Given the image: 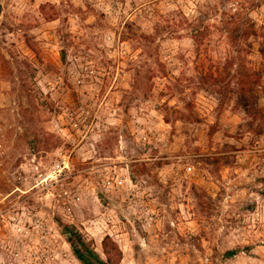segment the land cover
Listing matches in <instances>:
<instances>
[{"label": "rangeland", "instance_id": "374dc122", "mask_svg": "<svg viewBox=\"0 0 264 264\" xmlns=\"http://www.w3.org/2000/svg\"><path fill=\"white\" fill-rule=\"evenodd\" d=\"M264 264V0H0V264Z\"/></svg>", "mask_w": 264, "mask_h": 264}, {"label": "trees", "instance_id": "16d2710c", "mask_svg": "<svg viewBox=\"0 0 264 264\" xmlns=\"http://www.w3.org/2000/svg\"><path fill=\"white\" fill-rule=\"evenodd\" d=\"M58 224L75 258L81 264H121L123 252L110 236H106L102 242V248L106 258L103 260L92 249L91 245L85 241L83 235L75 227L64 225L61 221Z\"/></svg>", "mask_w": 264, "mask_h": 264}]
</instances>
